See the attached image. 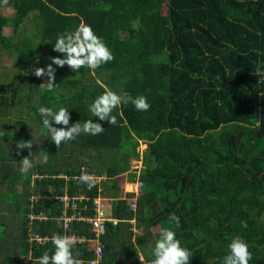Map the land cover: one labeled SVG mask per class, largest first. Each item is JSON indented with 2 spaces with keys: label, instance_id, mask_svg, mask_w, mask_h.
Wrapping results in <instances>:
<instances>
[{
  "label": "trees",
  "instance_id": "16d2710c",
  "mask_svg": "<svg viewBox=\"0 0 264 264\" xmlns=\"http://www.w3.org/2000/svg\"><path fill=\"white\" fill-rule=\"evenodd\" d=\"M7 5L14 13H0V46L15 53L23 69L45 44L50 58H63L53 50L58 34L74 31L82 21L102 38L114 59L94 72L82 67L73 78L56 72L54 92L33 89L31 80L19 73L11 76L9 94L1 91L5 83L0 81V110L10 113L0 133V186L7 182L8 191L14 184L23 189L14 205L5 204L0 192L3 208L17 215L16 236L7 232L5 221L0 232V258L5 264H18L19 257H29L26 264H32L45 252L53 254L51 240L31 245L29 230L50 238L71 233L79 239L94 236L85 220L64 228L57 219L64 202L51 196L61 195L65 188L68 194H84L90 202L97 195L109 199L107 216L135 219L134 241L128 221L117 225L105 221L98 264H141L138 252L143 264H150L164 227H171L192 252L190 264H223L235 236L248 244L249 264H264V76L256 75L257 67L264 72V0H8ZM30 13L40 43L23 39L16 44L14 34H4L3 28L15 32ZM137 20L139 30L132 27ZM49 63L45 60L42 66ZM104 86L129 98L113 110L115 125L89 111ZM141 95L150 104L147 111L137 110L131 102ZM41 106L54 111L66 107L69 126L92 119L104 131L95 136L81 133L58 148L43 127ZM14 108L20 109L12 116ZM24 108L26 117L19 115ZM53 126L62 127L54 121ZM39 129L45 134L36 138ZM22 140H37L31 151L48 156L46 164H38L33 154L34 166L26 176L19 171V161L30 150L17 148ZM141 142L146 144L140 175L144 192L132 212L126 200L130 190L120 197L131 186L133 174L124 179L120 175L127 171L130 158L139 156ZM66 145L97 150L103 158L73 162L64 155ZM60 160L67 161L59 164ZM82 168L96 179L91 190L73 179ZM103 173L108 179H98ZM33 175L39 179L33 181L35 194H30ZM31 212L48 218L29 221ZM173 213L179 217L178 226L168 220ZM95 244L77 240L73 256L88 264Z\"/></svg>",
  "mask_w": 264,
  "mask_h": 264
},
{
  "label": "clouds",
  "instance_id": "9594fccd",
  "mask_svg": "<svg viewBox=\"0 0 264 264\" xmlns=\"http://www.w3.org/2000/svg\"><path fill=\"white\" fill-rule=\"evenodd\" d=\"M3 3L6 5L8 0H3ZM132 27L135 30H139V21H134ZM53 50L57 53L64 54L63 58L60 56L51 57V63H49L46 68L36 67L34 69V75L36 77H47V81L39 85L42 91H55V87L57 85L55 83L56 68H54L53 65L58 67H64L67 65L76 72L82 67H87L94 72L95 69L101 65L114 59L113 53L104 43L102 38L94 32L90 25L84 23L83 21L75 28L74 31L58 34L55 44L53 45ZM256 75L264 76V72H262L261 69L257 67ZM128 101L129 98L121 96L107 86H104L103 93L98 95L89 105V111L91 112L92 116L98 117L100 121H107L110 125H115L117 123V117L112 115L113 110L119 108L122 103H128ZM131 102L139 111H147L150 108L147 98L143 95L132 99ZM38 112L43 117L42 123L44 129L47 130L50 139L58 148L62 143L74 140L81 133L95 136L101 134L104 131V127H102V125L98 122H93L92 119L84 121L83 125H81L79 122H76L69 126L71 115L68 111V108L66 107H60L58 110L54 111L51 107L41 106L38 108ZM53 121L56 125H62V127L53 126ZM16 146L18 149L30 150L29 154L24 156L19 161V171L22 175L26 176L34 166L32 158L33 152L31 151L33 143L31 140H22V142L19 141ZM132 159L134 158H130L129 160V167L127 171L120 175L121 177L123 175L131 176L133 174L132 184L124 194L122 192V196L120 198H123V195L125 194H129L130 190L131 195L126 200L129 209L134 212L137 209V199L144 192L142 188L144 187V183L140 178L143 167L141 166L132 168ZM47 161L48 156L43 155L40 162L46 164ZM59 176L68 179L66 174H60ZM32 177L39 179L38 175H33ZM78 178L81 183L87 185L89 190H91L96 185V179L94 176L89 174L83 168L81 169L80 176L73 177L74 180ZM99 178L108 179V176L107 174L103 173L99 176ZM64 195L75 198L84 196L82 193L68 194V189L65 188L61 195H52L51 197L60 198ZM45 197L49 196L45 195ZM84 197L86 198L82 200L76 198L77 205L88 203L91 208H94L92 202H90V199L87 196ZM96 197L100 198L104 205H106L104 200L109 201L110 203L109 199H104L100 195H97L94 198ZM133 201H135L136 204L134 208L131 207V203ZM103 209L105 210L106 207ZM29 214L34 213L31 212ZM29 214H27L28 218ZM108 218V220L112 222L113 219H117V223L121 220H129H119L118 218L112 217L111 215L108 216ZM32 220L29 218V221ZM168 220L170 223L174 222L177 226L179 225V217L174 213L170 214ZM50 239L55 248L53 254L49 255L48 252H45L41 257L38 258L36 264H84L83 260L74 257L72 253V248L77 243V237L54 234ZM30 244L32 245L33 243ZM228 249L229 253L224 256L223 264H249V261L252 259V253L249 251L248 244L239 236H235L231 239L230 243L228 244ZM152 254L154 259L151 260L150 264H190V260L193 256L192 252L187 247L182 246L181 241L176 238V232L173 231L171 227H164L161 229L159 238L155 241V246L152 249ZM78 255L79 253H77V256ZM139 260L141 264H143V256H140Z\"/></svg>",
  "mask_w": 264,
  "mask_h": 264
},
{
  "label": "rangeland",
  "instance_id": "374dc122",
  "mask_svg": "<svg viewBox=\"0 0 264 264\" xmlns=\"http://www.w3.org/2000/svg\"><path fill=\"white\" fill-rule=\"evenodd\" d=\"M0 13L6 14V15H13L14 9L12 6L7 5V4L5 5L3 2H1L0 3ZM3 33L6 35L14 34L13 40H14V43H16V44L17 43L21 44L23 39H31L32 42L36 43V45H38L40 43L39 38H38L39 30H38V26L36 25V20L34 19V13H30V15L28 17H26L25 21L21 23V25L16 29L15 32L13 31V29L11 27L6 26L3 28ZM16 58L17 57L15 56V53H9L4 48H2L0 46V81H4V83H5V85L3 87H1V91L5 92L7 90V94H9L12 91V90H10L11 86H13L11 76L13 74H16V73H19V75H21V76H27V78L31 80V83L34 86L33 89L38 91L39 85L41 83H45L47 81V77H40L41 79H39L38 77H36L34 75V69L36 67H45L46 68V66H42L43 62L45 60H51L50 55H49L48 45L45 44V46L42 48L41 52L39 54H36L33 56V58H32L33 62L31 64L27 65V67L25 69H23L22 67L17 65ZM53 67L56 68V72L60 71L61 74L63 73V77H65V78H73L75 76L74 71L71 68H69L67 65H65L64 67H58L56 65H53ZM56 72H55V74H56ZM10 84H11V86H10ZM17 90H18V88H17ZM37 91H33V94L36 95ZM16 96H17V93H16ZM19 109L20 108H14V112H12L11 115L14 116ZM9 114L3 115L1 110H0V133L1 134H2L1 130L3 129V127L6 126V124H8L7 116H9ZM19 115L26 117L27 116V110L25 108L23 110L21 109ZM69 124H70V122H69ZM16 127L17 126H15L14 124L11 125L12 130L16 129ZM37 131L38 132H36L34 134V136L36 138L39 137L40 134H41V137L45 134V133H43L42 130L40 131V129ZM43 139L46 140V142L50 140L48 136L44 137ZM36 143H37V140L33 142V144H36ZM64 148H65V152H64L65 154L64 155L71 157L72 161L76 162V163L85 164L84 163L85 157L88 159L89 158L92 159V156H98L100 160H102V158H103L102 153H100L97 150H92V149L86 150V149L80 148V147H78V150H75L72 148H68V145H66ZM145 148H146V144L141 142L140 147H139V149H140L139 154H138L139 156L137 158L132 159L133 164L137 167H141V166L143 167L144 166L143 151L145 150ZM33 154L35 156V160H36L35 162H37L38 164H42L40 162V160H41V157L43 155L40 154L39 152H36ZM108 155H110V152H108ZM66 161L60 160L59 164L66 163ZM16 168H17V166H16ZM124 177H125V175H123V179H124ZM34 180H35V178L31 177V183L32 184L30 186V189L33 188V181ZM7 184L8 183L5 182L4 184H2V186H0V192L3 191L4 192L3 195L6 197V201H3V202L5 204L11 203V205H14L17 201L20 202V196H18V194L23 191L22 185L21 184H14L12 189H10V191H8ZM0 185H1V182H0ZM29 193L33 194L34 193L33 189L29 190ZM14 194L18 197L15 200L13 198ZM105 201L106 200H104V203H105ZM106 209H107V207H106ZM3 221L8 222L7 232L9 234H11L12 238H14L16 236V234L14 235V233H16V224L15 223L17 221V215L15 212H10V211H7V209L3 208V204L0 201V232H3L4 229L6 228V224ZM137 236H138V234H137L136 228L132 229L131 237H133L135 239ZM1 241H2V244H5L8 241V239L6 237V238L2 239ZM0 260H1L0 264H5L4 260H2V258H0ZM28 260H29V257H27V258L19 257V260L17 262H18V264H26ZM32 264H36V262H34Z\"/></svg>",
  "mask_w": 264,
  "mask_h": 264
},
{
  "label": "built area",
  "instance_id": "2783aa9c",
  "mask_svg": "<svg viewBox=\"0 0 264 264\" xmlns=\"http://www.w3.org/2000/svg\"><path fill=\"white\" fill-rule=\"evenodd\" d=\"M132 168H137L132 163ZM100 179V178H98ZM140 193V191H139ZM77 198V197H76ZM75 197H68V196H61L60 199L64 202V209L62 214H60L57 219L63 221V227L67 228L70 222L78 223L82 220H85L88 224L91 225V228L94 231V236L90 238H78L77 240L81 241H95V249H94V257L92 259L87 260L88 264H98L102 260V250L104 247V243L101 240V235L104 233V225L105 221L108 220V216L105 214L104 209L102 206L104 205L103 202H101L100 198L96 197L93 199L92 204L94 208H91V206L88 205V203H82L81 205H77ZM86 197L80 196L77 199L82 200ZM69 204L71 206L69 207ZM135 201L131 203V207H135ZM89 209L94 210V214H89ZM30 220L32 219H38V220H46L48 216L44 213H34L29 214ZM117 223V219H113V224ZM69 236H75L74 233L69 234ZM51 240L49 236L47 235H40L38 233H34L32 231L27 232V241L30 243L35 244H42L44 242H47Z\"/></svg>",
  "mask_w": 264,
  "mask_h": 264
},
{
  "label": "crops",
  "instance_id": "0c3cea01",
  "mask_svg": "<svg viewBox=\"0 0 264 264\" xmlns=\"http://www.w3.org/2000/svg\"><path fill=\"white\" fill-rule=\"evenodd\" d=\"M105 204L107 205V206H106V207H107V210L110 211V203H109V201H105ZM121 221H122V220H121ZM125 221H128V222H129V225H130L129 228L131 229V235H132V229L136 228V227H135V219H131V220L129 219V220H125ZM123 222H124V220H123ZM116 225H117V224H116ZM136 230H137V228H136ZM137 234H138V233H137ZM130 239H131L132 241H134V238L131 237V236H130ZM138 253H139V257L142 256L140 252H138Z\"/></svg>",
  "mask_w": 264,
  "mask_h": 264
}]
</instances>
